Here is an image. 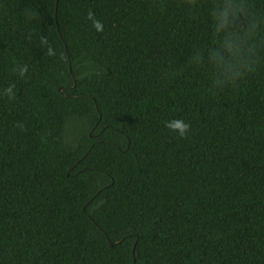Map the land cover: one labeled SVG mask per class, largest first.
Returning a JSON list of instances; mask_svg holds the SVG:
<instances>
[{
  "label": "trees",
  "instance_id": "trees-1",
  "mask_svg": "<svg viewBox=\"0 0 264 264\" xmlns=\"http://www.w3.org/2000/svg\"><path fill=\"white\" fill-rule=\"evenodd\" d=\"M0 264H264V0H0Z\"/></svg>",
  "mask_w": 264,
  "mask_h": 264
},
{
  "label": "clouds",
  "instance_id": "clouds-1",
  "mask_svg": "<svg viewBox=\"0 0 264 264\" xmlns=\"http://www.w3.org/2000/svg\"><path fill=\"white\" fill-rule=\"evenodd\" d=\"M169 127L174 131H177L179 135L183 136L187 132L189 125L183 121H174Z\"/></svg>",
  "mask_w": 264,
  "mask_h": 264
},
{
  "label": "water",
  "instance_id": "water-1",
  "mask_svg": "<svg viewBox=\"0 0 264 264\" xmlns=\"http://www.w3.org/2000/svg\"><path fill=\"white\" fill-rule=\"evenodd\" d=\"M113 244H111V246H112Z\"/></svg>",
  "mask_w": 264,
  "mask_h": 264
}]
</instances>
